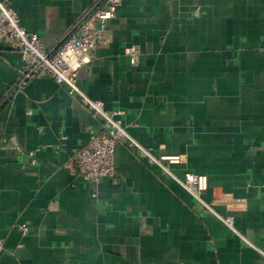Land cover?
I'll list each match as a JSON object with an SVG mask.
<instances>
[{
  "label": "crops",
  "instance_id": "crops-1",
  "mask_svg": "<svg viewBox=\"0 0 264 264\" xmlns=\"http://www.w3.org/2000/svg\"><path fill=\"white\" fill-rule=\"evenodd\" d=\"M103 2L11 0L48 50ZM107 35L81 87L180 155L177 175L206 174L215 212L126 140L116 181L79 175L100 120L49 75L17 88L21 52L0 43V264H264V0H123Z\"/></svg>",
  "mask_w": 264,
  "mask_h": 264
},
{
  "label": "built area",
  "instance_id": "built-area-1",
  "mask_svg": "<svg viewBox=\"0 0 264 264\" xmlns=\"http://www.w3.org/2000/svg\"><path fill=\"white\" fill-rule=\"evenodd\" d=\"M123 0H104L93 11L85 15L71 30L62 44L53 50L43 46L38 33L30 32L21 23L19 14L13 8L11 0H0V43L7 44L21 52L25 65L19 69L17 88L27 80L51 76L57 83L66 87L68 93L76 97L101 122V130L92 131L86 144L78 149L73 161L76 171L86 180L100 182L109 177L116 181L115 152L116 146L126 140L127 145L144 152L161 168L188 190L197 200L200 208L215 212L213 205L206 201L203 193L208 189L206 174L186 172L177 175L172 165L182 162L180 155L154 156L149 148L140 144L129 134L117 116L123 115V109H108L103 100L91 98L81 87L80 69L91 63L98 49L109 42L107 35L109 22L116 16L117 8ZM199 15V9L195 11ZM137 51L128 47L126 52L131 61L136 62ZM10 93L5 96L6 99ZM33 156L34 152H30ZM36 162V159H33ZM231 228H234V216H220ZM20 228L27 232L28 227ZM5 238L0 235V252L4 248Z\"/></svg>",
  "mask_w": 264,
  "mask_h": 264
},
{
  "label": "water",
  "instance_id": "water-1",
  "mask_svg": "<svg viewBox=\"0 0 264 264\" xmlns=\"http://www.w3.org/2000/svg\"><path fill=\"white\" fill-rule=\"evenodd\" d=\"M94 9H95V8H94ZM63 41H64V40H63ZM63 41H62V42H63ZM62 42H60V43L57 45V47H56V48H58V47H59V46L62 44Z\"/></svg>",
  "mask_w": 264,
  "mask_h": 264
}]
</instances>
